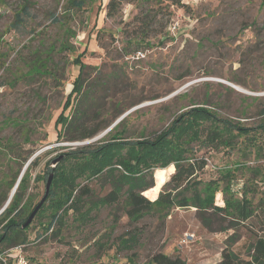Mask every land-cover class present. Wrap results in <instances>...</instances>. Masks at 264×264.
<instances>
[{
  "label": "rangeland",
  "instance_id": "374dc122",
  "mask_svg": "<svg viewBox=\"0 0 264 264\" xmlns=\"http://www.w3.org/2000/svg\"><path fill=\"white\" fill-rule=\"evenodd\" d=\"M73 1L0 0L2 190L9 192L31 151L35 154L29 161L43 156L32 170L21 207L30 197L33 209L43 198L47 178H37L49 163L51 168L60 155L99 144L116 126L130 140L152 139L200 104L244 127L264 121V0H182L188 9L172 7L163 34L141 42L148 41L146 46L131 40L141 9L125 3L118 15L108 17L111 0H83L82 8H73ZM23 8L29 16L17 23ZM79 55L85 65L82 92L66 114L84 113V132L97 134L70 142L65 139L81 132L72 128L58 141L56 119L79 74L80 66L74 64ZM239 142L234 150L221 146L219 151L195 143V156L208 163L200 178H217L219 170L238 167L233 189L239 192L252 175L242 166L264 172V137ZM258 145L263 152L258 153ZM89 184L95 204L88 218L70 213L63 225H55L59 234L54 237L47 231L51 215L45 210L33 221L28 243L5 250V264H18L19 257L28 264H147L158 252L189 264H220L235 233L209 231L195 208H174L166 218L130 224L121 207L99 202L112 190L104 177ZM136 227L139 244L133 250L122 248L120 238ZM237 235L241 239L234 249L247 259L244 244L252 240L250 232L240 227Z\"/></svg>",
  "mask_w": 264,
  "mask_h": 264
},
{
  "label": "trees",
  "instance_id": "16d2710c",
  "mask_svg": "<svg viewBox=\"0 0 264 264\" xmlns=\"http://www.w3.org/2000/svg\"><path fill=\"white\" fill-rule=\"evenodd\" d=\"M125 3L141 9L140 14L134 18L135 35L131 38L136 45L141 46L150 45L148 41L143 44L141 42L152 34H163L173 15L172 7L188 9L182 0H111L106 5L107 16L118 15ZM84 4L83 0L72 2L73 8H82ZM26 16H29V10L23 8L17 16V23H21ZM54 21L58 22L59 19L55 17ZM82 57L79 55L74 60V64L80 66L79 74L56 119L58 141L64 139L65 133H71L72 128L77 131L80 129L81 132L78 136L65 139L70 142L82 141L97 134L84 132L86 128L81 126V120L86 116L84 113L75 111L72 117L66 114L72 108L75 97L82 92L85 70ZM260 113L264 116V106ZM261 137H264V121L255 128L244 127L221 118L207 104L195 105L186 110L152 139L130 140L116 126L99 144L78 147L64 153L63 161L54 171L50 195L35 219L49 210L51 220L47 231H52L56 237L59 233L55 232V225H63L64 217L70 213L88 218L95 204L92 200L94 191L89 183L95 178L104 177L111 184L112 190L99 202L114 209L121 207L130 224L138 223L146 217L166 218L174 208H195L202 225L209 231H235L229 245L222 251L220 264H264V172L258 168L242 166L252 175L238 192L233 189L240 170L238 167L221 169L217 178L204 181L200 174L208 163L205 158L195 156V143L208 151H219L221 146L234 150L241 139L243 143H254ZM256 150L258 153L263 152L259 145ZM34 154L33 150L24 158L23 165L29 163L28 168L19 181L24 169L20 171L8 193L2 190L3 182L0 181V211L19 181L11 202L0 214V264H5V250L28 243V231L32 224L26 229L22 226L35 208L31 209L32 198L29 197L26 204L21 206L27 185L32 179V170L43 159L42 155H37L29 161ZM171 169L175 170L172 175ZM51 172L49 163L45 175L38 176L37 181L48 179ZM144 192L148 198L156 200L151 201L143 195ZM240 227L249 231L252 237V240L244 244L247 259L242 258L234 249L235 243L241 239L237 235ZM137 230L136 227L128 237L120 238L122 248L133 250L139 244L141 231ZM147 264L189 263L179 256L171 257L158 252Z\"/></svg>",
  "mask_w": 264,
  "mask_h": 264
},
{
  "label": "water",
  "instance_id": "95a60500",
  "mask_svg": "<svg viewBox=\"0 0 264 264\" xmlns=\"http://www.w3.org/2000/svg\"><path fill=\"white\" fill-rule=\"evenodd\" d=\"M111 130V129H110ZM64 155H60L58 156L57 158H55L52 163H51V168H52V172L49 174V177L47 179V182H46V190H45V194L43 196V198L40 200V202L36 205V207L34 208V210L31 212V214L29 215V217L27 218L26 222L23 224L22 228L23 229H26L27 227H29L36 215L38 214L39 210L41 209V207L44 205V203L46 202V200L48 199L49 195H50V192H51V186H52V182H53V179H54V171L56 170V168L58 167V165L63 161L64 159ZM28 166H25L21 176H20V179L19 181L21 180V178L23 177L25 171L27 170ZM19 181L18 183L16 184V186L14 187L11 195H10V198L7 202V204L5 205V207L0 211V214L7 208V206L9 205V203L11 202L16 190H17V187H18V184H19ZM144 195V194H143Z\"/></svg>",
  "mask_w": 264,
  "mask_h": 264
},
{
  "label": "built area",
  "instance_id": "2783aa9c",
  "mask_svg": "<svg viewBox=\"0 0 264 264\" xmlns=\"http://www.w3.org/2000/svg\"><path fill=\"white\" fill-rule=\"evenodd\" d=\"M172 31H176L177 30V25H173L172 28H171ZM140 54V52H139ZM2 257V255H0V258ZM4 262H5V259H4ZM18 264H28V261L26 260V258L24 257H19L18 259Z\"/></svg>",
  "mask_w": 264,
  "mask_h": 264
}]
</instances>
